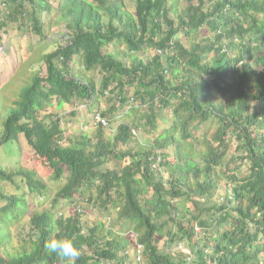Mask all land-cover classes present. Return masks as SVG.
<instances>
[{
	"label": "trees",
	"instance_id": "1",
	"mask_svg": "<svg viewBox=\"0 0 264 264\" xmlns=\"http://www.w3.org/2000/svg\"><path fill=\"white\" fill-rule=\"evenodd\" d=\"M133 2L0 0V264H246L168 249L241 217L211 196L264 146V0Z\"/></svg>",
	"mask_w": 264,
	"mask_h": 264
},
{
	"label": "clouds",
	"instance_id": "2",
	"mask_svg": "<svg viewBox=\"0 0 264 264\" xmlns=\"http://www.w3.org/2000/svg\"><path fill=\"white\" fill-rule=\"evenodd\" d=\"M192 131L201 133L204 130L196 125ZM262 144L264 145V142ZM230 148L231 146L227 147L229 151ZM248 155L227 161L237 182L228 186L218 184L216 180V187L211 196L214 202L236 207L234 212L241 217L233 221L217 217L214 227L200 226L196 222L192 225L191 239L176 242L177 246L168 249L171 253H184L186 259L191 260L194 248L202 247L200 254L208 257L211 256L212 249L219 248L220 252L226 255L228 252L243 254L247 258L246 264H264V146L262 150L256 149ZM247 157L254 164L253 169ZM232 188L236 189L237 194L231 193ZM205 239H210L213 246H205ZM191 245H194L193 249ZM45 248L50 254L64 259L66 264H76L80 256V251L68 237L50 238L45 243Z\"/></svg>",
	"mask_w": 264,
	"mask_h": 264
},
{
	"label": "rangeland",
	"instance_id": "3",
	"mask_svg": "<svg viewBox=\"0 0 264 264\" xmlns=\"http://www.w3.org/2000/svg\"><path fill=\"white\" fill-rule=\"evenodd\" d=\"M127 5H128V8L131 10V11H133V9H134V2H133V0H127ZM57 12V11H56ZM56 12L54 13V15L56 14ZM14 40V39H13ZM34 44V43H33ZM14 45H15V50H16V52H18L19 54H18V58H17V63H19V64H26V69H25V71L23 72V73H26L27 72V70H28V65L30 66V67H35V68H38V66H39V62L41 61H38V59L36 58V52H37V54H39V53H41V52H43L44 50H45V48L47 47L45 44H42L41 46H37L36 47V43H35V47H36V50L33 48L32 50H30L29 51V48L26 46V40H25V38H23L22 36H20V37H18L17 38V40L15 41L14 40ZM52 48V46H49L47 49H46V51H48L49 49H51ZM2 49H0V53H2ZM148 53L149 54H153V52H151V51H148ZM22 76H20V78H21ZM19 78V77H18ZM22 78H24V77H22ZM18 79H16V81H17ZM6 93V89L2 92V94H5ZM3 105V104H2ZM84 108V107H83ZM72 110V107L70 106V105H66L65 106V109L63 110V111H65V112H70ZM90 114V116H92L93 117V114H91V113H89ZM89 114H87V116L89 115ZM72 127L73 128H76V129H73V128H71V131H74V130H79V129H81V128H77L78 127V125L77 124H73L72 125ZM1 130V129H0ZM90 130H93V128H91ZM132 145H134V143H132ZM233 149H234V145H231V148H230V151H233ZM47 206L49 207V205L47 204ZM85 219H86V221H88V222H93V220H94V215L93 214H91V213H88L87 212V214H86V217H85ZM25 221L26 220H24L23 221V223H25ZM22 223V224H23ZM25 229L26 230H28L27 229V227H25Z\"/></svg>",
	"mask_w": 264,
	"mask_h": 264
}]
</instances>
